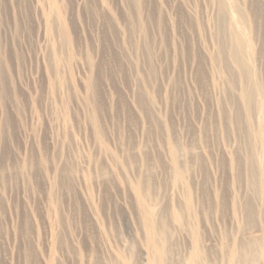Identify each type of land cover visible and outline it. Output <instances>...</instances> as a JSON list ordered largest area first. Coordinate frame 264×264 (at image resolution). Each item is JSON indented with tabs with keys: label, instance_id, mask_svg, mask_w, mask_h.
Wrapping results in <instances>:
<instances>
[{
	"label": "rangeland",
	"instance_id": "obj_1",
	"mask_svg": "<svg viewBox=\"0 0 264 264\" xmlns=\"http://www.w3.org/2000/svg\"><path fill=\"white\" fill-rule=\"evenodd\" d=\"M219 2L0 0V264H150L144 217L164 204L182 214L165 242L176 264H194L193 244L195 264H231L251 240L244 262L264 264V198L244 168L264 107L248 121ZM228 8L264 91V0Z\"/></svg>",
	"mask_w": 264,
	"mask_h": 264
},
{
	"label": "bare ground",
	"instance_id": "obj_2",
	"mask_svg": "<svg viewBox=\"0 0 264 264\" xmlns=\"http://www.w3.org/2000/svg\"><path fill=\"white\" fill-rule=\"evenodd\" d=\"M229 5L233 6L234 7V0H220L219 2V7H220V14H219V22H220V28H219V36H221V34L223 33V25H224V22L225 21H230L231 22V30H232V33L234 34V36H236L239 40V48L233 52V56L234 58L236 59V62H238V65L239 67L244 71L246 72V80L248 81V84L247 86L245 87V92H246V112H247V118H248V121L251 122L252 118L256 115V114H260L263 109V105H264V99L262 100V98H264V91L262 89V86L260 85V81H258L257 79V74L259 75V71L258 69L255 68V66L258 65V63L256 65H254L252 62H255L253 61L254 57H256L255 55V52L253 50V46L249 40V36L246 35H241L238 31V28L236 26V28L234 27V16L232 17V15L229 17V15H227V13L229 14V12L227 11L229 7ZM63 6V5H62ZM235 6L237 7V2H235ZM179 7V6H178ZM65 8V7H63ZM171 8H174V7H171ZM176 9V8H174ZM178 9V8H177ZM179 10V9H178ZM64 11V10H62ZM172 11V9H171ZM176 11V10H175ZM237 11H238V7H237ZM174 12V11H173ZM181 13V12H179ZM183 13V12H182ZM181 13V15H182ZM184 14V13H183ZM235 14H238L235 13ZM176 15V13H175ZM180 15V14H179ZM187 15V14H186ZM240 15V14H239ZM162 16V15H161ZM183 16V15H182ZM163 17V16H162ZM184 18H186L185 16H183ZM229 17V18H228ZM244 14L241 16V22L243 21V25H244V22L246 23V20L244 19ZM180 18V17H179ZM182 18V17H181ZM180 18V19H181ZM182 19L181 21L184 22L185 19ZM229 19V20H228ZM237 20V19H236ZM160 21H163L164 22V19L160 20ZM187 21V20H186ZM203 21H204V18H203ZM205 21H207L205 19ZM162 22V24H163ZM209 22V21H208ZM238 22V21H236ZM178 23V22H177ZM185 23V22H184ZM188 23V22H187ZM194 23V22H193ZM159 24V23H158ZM157 24V25H158ZM161 24V26H162ZM179 24V23H178ZM165 25V23L163 24ZM240 25V24H238ZM242 25V26H243ZM248 24H246L247 26ZM175 26V25H174ZM177 26V25H176ZM183 26V25H181ZM241 26V25H240ZM159 27V26H158ZM167 26H164V28H166ZM171 27V26H170ZM162 28V27H161ZM163 28V29H164ZM177 28L179 29V27L177 26ZM184 28V27H183ZM241 28V27H240ZM245 28V26H244ZM173 29V28H171ZM182 29V28H181ZM189 29V28H187ZM159 30V29H158ZM176 30V28H175ZM163 31H166L167 32V29L166 30H163ZM162 31V33H163ZM184 32V30H182ZM186 31V30H185ZM146 30L144 29L143 30V33L145 34ZM165 32V33H166ZM175 32V31H174ZM190 32V31H189ZM247 32V31H246ZM241 33H243L241 31ZM149 34V33H148ZM160 35V33H158ZM164 34V33H163ZM167 34V33H166ZM184 34V33H182ZM66 35V41L68 42V35L67 33L65 34ZM147 35V34H146ZM178 35V34H177ZM176 35V36H177ZM217 35V36H218ZM181 36V34H180ZM179 35L177 36L180 40V37ZM149 37V35H148ZM152 37V36H151ZM149 37V38H151ZM164 37V36H163ZM158 38V37H157ZM168 39V36L166 37ZM182 38V37H181ZM187 37H185L186 39ZM191 38V37H190ZM148 38L146 37L145 38V41L147 42ZM154 40V38L152 39ZM166 40V39H165ZM183 40V39H182ZM167 41V40H166ZM151 42V40L149 41ZM148 44H151L149 43ZM153 42V41H152ZM156 42V41H155ZM159 42V40L157 41ZM156 42V43H157ZM162 42V41H161ZM160 42V43H161ZM178 42V41H177ZM182 42V41H181ZM154 43V42H153ZM165 43V42H164ZM175 43V42H174ZM180 43V42H179ZM146 44V43H145ZM148 44H146L147 47ZM182 44V43H181ZM185 44V43H183ZM158 45V44H157ZM161 45V44H160ZM163 45V44H162ZM165 45V44H164ZM163 45V46H164ZM176 46V45H175ZM158 47V46H157ZM183 47V46H181ZM164 48V47H162ZM51 50H53L52 52L54 53V48H51ZM222 50V51H221ZM221 52H223L224 50V46H222L221 48ZM178 51V49H177ZM182 51V49H181ZM192 51V50H191ZM197 51V50H196ZM183 52V51H182ZM185 52L186 51V48H185ZM179 53V52H178ZM183 54V53H182ZM184 55V54H183ZM182 55V56H183ZM55 58L56 57V54L53 55ZM151 56V55H150ZM247 56V57H246ZM185 57V55H184ZM183 58V57H182ZM233 58V59H234ZM257 58V57H256ZM165 59V58H163ZM203 59V58H202ZM257 61V59H256ZM224 65L226 67L225 71L227 70V64L224 62ZM200 68V67H199ZM191 70V69H190ZM193 72V71H192ZM227 72V71H226ZM229 72V71H228ZM227 72V74H228ZM190 74V73H189ZM201 74V73H200ZM199 75V74H198ZM3 76V74L1 75ZM182 76V75H181ZM231 77V75H230ZM234 79V78H233ZM233 81V80H232ZM234 82V81H233ZM90 92L91 94H95L96 93V88H95V85L93 82H91L90 84ZM5 94V90H3V95ZM257 97H261V99L258 98V100L256 99ZM256 99V100H255ZM141 98H139V101L141 102ZM262 115V114H261ZM261 115H260V118H261ZM259 117V115H258ZM264 118V116H262ZM258 119V118H257ZM263 120V119H262ZM261 120V122H262ZM246 133V137L249 135ZM246 141L248 142V151H247V163L246 165L244 164V168L245 170L247 171V178H248V185L250 186V189L252 187L253 189V193L256 195V193L263 197L264 198V157L261 158L260 154L261 152L258 150V147L256 148V146L254 145V143L256 141H260L262 146H264V124L262 122V125L260 127V130L256 133L255 135V138H247ZM260 153H259V152ZM244 153V152H243ZM263 156H264V153H262ZM246 155V154H245ZM246 160V158L244 159ZM244 163V162H243ZM32 169V166L30 163H27L26 164V171H30ZM68 169V168H67ZM103 173V172H102ZM2 179H4V174H2ZM151 180L152 178L150 177V175H148L147 179H146V182L144 184V182L142 183L141 185V190L142 192L145 194V196L148 198V192H149V187H150V184H151ZM254 200V199H253ZM253 200L250 199L248 201V216H249V219H253L254 216H255V208L253 206ZM168 205L164 204V207H163V216L162 218H159L158 222L155 221L154 217H152L151 215H146L144 217V225H145V230L147 233H149V235H151V233H153L155 236H158V238H160L159 240H156L154 238H151L149 240V246L150 248L154 249L155 248V253L154 255H152V259H151V262L150 264H176L177 263V260L176 258H174V254H175V250L172 251V250H166L165 249V242H167L168 244V240L170 238H172L173 236V233H174V228L177 227L178 223H179V220L181 219V216L182 214L179 212L178 215L174 214V213H170V214H167V211H168V208H166ZM189 207V206H188ZM193 216V215H192ZM192 228L194 229V231L196 232V229H195V226L193 225ZM59 237V236H58ZM58 239H60V242L62 240H64L63 237H59ZM260 240H262V243L264 242V239L263 237L260 238ZM256 244V241H249L245 246H244V249L240 250V252L237 254L234 250V256L232 257V263L231 264H259L257 262H260L259 261V258L256 257L254 261H257V262H253V260H250L248 263H245L244 262V259L246 257L247 254L251 253L253 251V249L255 248L254 245ZM195 247V252L192 254V260L194 261V264L196 263V260L200 259V256L197 254L196 252V247L197 245L194 246L193 244V249ZM130 251H132V245H130L129 247ZM203 255V254H202ZM137 259V257L133 254H131V260L128 259V262H133ZM202 259V258H201ZM203 261V264H206L207 262L202 259ZM176 262V263H175ZM193 264V263H192ZM202 264V262H201Z\"/></svg>",
	"mask_w": 264,
	"mask_h": 264
}]
</instances>
